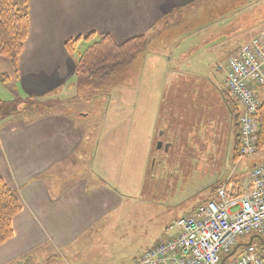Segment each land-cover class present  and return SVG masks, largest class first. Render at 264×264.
Returning a JSON list of instances; mask_svg holds the SVG:
<instances>
[{
    "label": "rangeland",
    "instance_id": "1",
    "mask_svg": "<svg viewBox=\"0 0 264 264\" xmlns=\"http://www.w3.org/2000/svg\"><path fill=\"white\" fill-rule=\"evenodd\" d=\"M238 2L229 0V11ZM262 3L246 21H262L264 0ZM223 8L221 0H211L178 15L117 76L91 80L79 75L62 92L56 90L34 104L27 97H16L14 80L0 84V120L16 116L27 121L65 112L101 144L119 143L111 154L115 164L112 160L110 170L108 167L106 174L98 176L116 192L121 204L97 220L93 242L98 250L92 264H129L165 240L172 233L167 227L204 202L213 186L228 177L244 181L254 165L264 162V152L263 157L233 159L235 119L221 92L225 61L237 55L242 45L236 34L240 25L237 14L226 17ZM85 48H75L74 58ZM3 71L11 74L10 67ZM79 114L87 118H79ZM169 130L176 134L173 145L168 155L163 148L164 154L156 158L161 164L151 169L148 159L155 158L157 144L167 140ZM76 167L75 172L81 174V166ZM250 238L239 237L237 242L246 245ZM89 240H82V248L91 244ZM252 245L262 247L257 238ZM90 255L86 249L69 263L83 264ZM54 259L62 258L55 254L49 260Z\"/></svg>",
    "mask_w": 264,
    "mask_h": 264
},
{
    "label": "crops",
    "instance_id": "2",
    "mask_svg": "<svg viewBox=\"0 0 264 264\" xmlns=\"http://www.w3.org/2000/svg\"><path fill=\"white\" fill-rule=\"evenodd\" d=\"M210 1L27 0L29 32L14 80L16 94L45 98L79 79L74 74L75 50L69 53L65 47L70 40L80 39L77 49L101 36H110L120 44L143 35L149 45L158 31L170 28L168 21ZM238 1L234 11L228 9L229 0L221 3L224 16L233 18L237 14L240 25L236 34L239 46H243L264 32V16L260 23L246 21L263 3ZM88 36H93V40L87 41ZM6 67L9 69L0 58V73H5ZM86 116L78 115L82 119ZM82 125L69 119L65 112L27 121L16 116L0 120V179L15 192L21 206L12 219V238L0 245V264H70L72 256L86 249L91 255L84 258L83 264L95 263L98 249L93 230L97 220L121 204L116 192L98 173L106 174L112 162L115 164L111 154L119 143L101 144L87 135L88 129ZM168 134L167 140L159 141L166 143L167 155L176 136L173 130ZM158 145L155 158L148 159L151 169L161 164L156 162L157 157L161 158L158 154L163 153ZM75 166H81V174L75 172ZM88 239L91 244L82 248V240ZM55 254L62 259L49 260Z\"/></svg>",
    "mask_w": 264,
    "mask_h": 264
},
{
    "label": "built area",
    "instance_id": "3",
    "mask_svg": "<svg viewBox=\"0 0 264 264\" xmlns=\"http://www.w3.org/2000/svg\"><path fill=\"white\" fill-rule=\"evenodd\" d=\"M224 88L240 108L239 158L257 153L255 115L264 93V33L245 44L225 66ZM165 241L147 248L129 264H221L247 236L264 237V163L248 173L247 188L232 195L225 186L209 201L171 223ZM229 264H264V248L242 247Z\"/></svg>",
    "mask_w": 264,
    "mask_h": 264
},
{
    "label": "trees",
    "instance_id": "4",
    "mask_svg": "<svg viewBox=\"0 0 264 264\" xmlns=\"http://www.w3.org/2000/svg\"><path fill=\"white\" fill-rule=\"evenodd\" d=\"M175 15V14H174ZM171 21H168L170 24ZM29 32V15L27 0L16 3L13 0H0V58L10 67L9 73H0V84H8L15 80L20 56L23 52ZM88 36L87 41L93 40ZM80 39L70 40L65 44L66 50L73 53ZM148 44L145 36L133 37L123 43H115L110 36H101L93 41L85 50L75 58L76 76L82 75L91 80H104L117 76L129 67L135 55L142 51ZM9 74V75H8ZM17 97V94H16ZM221 98L235 119V144L233 147V159L238 158V117L239 111L235 102L225 92H221ZM37 99L28 98L29 103H35ZM0 104H2L0 102ZM1 106V105H0ZM11 116L10 113H5ZM258 130L255 135V147L257 152H264V97L255 115ZM220 183L213 186L205 201L211 199L214 191L221 186ZM202 203V202H201ZM21 206L16 194L0 179V245L12 238V219L20 212Z\"/></svg>",
    "mask_w": 264,
    "mask_h": 264
},
{
    "label": "flooded vegetation",
    "instance_id": "5",
    "mask_svg": "<svg viewBox=\"0 0 264 264\" xmlns=\"http://www.w3.org/2000/svg\"><path fill=\"white\" fill-rule=\"evenodd\" d=\"M158 143H159V142H158ZM157 145H158V144H157ZM165 145H166V143H162V144L159 143L158 146H159L160 149H161V147H162V149H163Z\"/></svg>",
    "mask_w": 264,
    "mask_h": 264
},
{
    "label": "water",
    "instance_id": "6",
    "mask_svg": "<svg viewBox=\"0 0 264 264\" xmlns=\"http://www.w3.org/2000/svg\"><path fill=\"white\" fill-rule=\"evenodd\" d=\"M263 245H264V243H263ZM234 251H235V250H233V252L230 254V256L234 253Z\"/></svg>",
    "mask_w": 264,
    "mask_h": 264
}]
</instances>
